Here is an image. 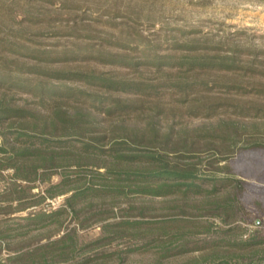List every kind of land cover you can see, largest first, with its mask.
Instances as JSON below:
<instances>
[{
    "label": "trees",
    "instance_id": "1",
    "mask_svg": "<svg viewBox=\"0 0 264 264\" xmlns=\"http://www.w3.org/2000/svg\"><path fill=\"white\" fill-rule=\"evenodd\" d=\"M55 3L0 0V264H264L229 164L264 148L262 53Z\"/></svg>",
    "mask_w": 264,
    "mask_h": 264
},
{
    "label": "rangeland",
    "instance_id": "2",
    "mask_svg": "<svg viewBox=\"0 0 264 264\" xmlns=\"http://www.w3.org/2000/svg\"><path fill=\"white\" fill-rule=\"evenodd\" d=\"M60 3L61 0H56L54 6ZM80 3L79 13L88 19L110 10L117 11L119 16L116 20L126 19L130 22L137 16L134 11H138L139 18L133 24L144 33H152L163 23L165 27H178L186 31L191 29L189 37L198 40L205 36L227 34L240 43L250 42L264 57V0H80ZM144 15H149L148 19ZM44 40L54 41L53 38ZM203 119L189 117L188 124L197 125ZM229 164L233 172L247 184L238 216V222L244 227L243 237L250 235L257 239L263 238L264 148L241 150L229 160ZM56 179L57 176H53V180ZM60 201L61 197L49 200L54 207ZM9 216L0 214V225L9 220ZM66 221L72 225L73 219L68 218ZM96 231L97 228L91 227L82 229V232L88 233L86 239L94 236ZM113 246L124 247L120 242H114Z\"/></svg>",
    "mask_w": 264,
    "mask_h": 264
}]
</instances>
